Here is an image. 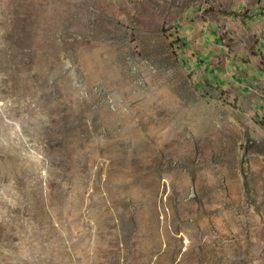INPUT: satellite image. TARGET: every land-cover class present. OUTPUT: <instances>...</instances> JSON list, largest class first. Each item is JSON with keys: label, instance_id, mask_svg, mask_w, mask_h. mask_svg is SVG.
<instances>
[{"label": "rangeland", "instance_id": "obj_1", "mask_svg": "<svg viewBox=\"0 0 264 264\" xmlns=\"http://www.w3.org/2000/svg\"><path fill=\"white\" fill-rule=\"evenodd\" d=\"M0 264H264V0H0Z\"/></svg>", "mask_w": 264, "mask_h": 264}]
</instances>
